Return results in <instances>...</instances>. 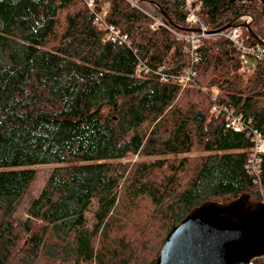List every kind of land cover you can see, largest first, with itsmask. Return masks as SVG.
I'll list each match as a JSON object with an SVG mask.
<instances>
[{
	"label": "trees",
	"instance_id": "16d2710c",
	"mask_svg": "<svg viewBox=\"0 0 264 264\" xmlns=\"http://www.w3.org/2000/svg\"><path fill=\"white\" fill-rule=\"evenodd\" d=\"M133 1L0 0V264H153L195 207L263 200L264 156L258 181L247 163L264 137V56L245 76L218 31L234 22L264 50V0ZM189 4L209 33L195 50L177 35ZM51 164L32 196L33 167Z\"/></svg>",
	"mask_w": 264,
	"mask_h": 264
},
{
	"label": "water",
	"instance_id": "95a60500",
	"mask_svg": "<svg viewBox=\"0 0 264 264\" xmlns=\"http://www.w3.org/2000/svg\"><path fill=\"white\" fill-rule=\"evenodd\" d=\"M245 28L257 38L250 24ZM258 258H264V201L242 194L229 202L206 201L192 209L171 227L153 264H251Z\"/></svg>",
	"mask_w": 264,
	"mask_h": 264
},
{
	"label": "built area",
	"instance_id": "2783aa9c",
	"mask_svg": "<svg viewBox=\"0 0 264 264\" xmlns=\"http://www.w3.org/2000/svg\"><path fill=\"white\" fill-rule=\"evenodd\" d=\"M132 4H134V1ZM189 3L190 0H187ZM91 6V4H90ZM188 7L191 9L190 4ZM242 19L246 20L247 23L253 21V18L249 15H242ZM96 22H101L102 17L97 16L95 19ZM187 22L189 24V28L192 30L187 35H182L177 33L178 37L186 38L190 44L191 49L195 50L198 46V42L200 38L207 37L209 34L205 25L198 19L194 11L191 9V12L187 18ZM103 26L107 30V40L110 41H124L127 39V36L121 34V32L113 25L106 24L103 22ZM226 38L231 40L235 46L240 50V62H241V72L247 76H250L257 66L256 57H263L264 50L261 47L254 46H246L244 45L243 39L240 34V30L238 27H233L230 31H226L222 33ZM194 76V72L192 70L187 71L182 77L178 78L180 84L184 87L192 80ZM212 101L214 102L213 109L219 113H224L226 116V127L231 128L237 132L246 131L247 126L244 120L236 115L233 110L227 109L226 107H221L216 103V97H212ZM249 132L247 131V135ZM252 143L253 148L251 154L248 159L247 168L249 169L250 174H252L256 181L259 180V172H260V163L262 161V157L264 156V137L258 131H253L252 133Z\"/></svg>",
	"mask_w": 264,
	"mask_h": 264
},
{
	"label": "rangeland",
	"instance_id": "374dc122",
	"mask_svg": "<svg viewBox=\"0 0 264 264\" xmlns=\"http://www.w3.org/2000/svg\"><path fill=\"white\" fill-rule=\"evenodd\" d=\"M137 159L138 157H135L133 160L135 161ZM140 159H149V158H140ZM55 166L56 165L51 164V165H38L33 167L37 170L38 174H37L36 182L34 184L32 196H37L39 194V192L44 187L46 180L48 179L49 175L51 174ZM260 194L264 200V189L260 190Z\"/></svg>",
	"mask_w": 264,
	"mask_h": 264
}]
</instances>
